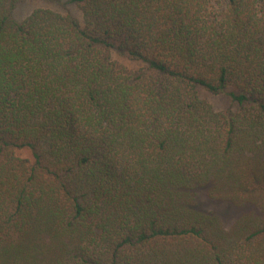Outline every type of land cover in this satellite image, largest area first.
Masks as SVG:
<instances>
[{
	"label": "trees",
	"instance_id": "obj_1",
	"mask_svg": "<svg viewBox=\"0 0 264 264\" xmlns=\"http://www.w3.org/2000/svg\"><path fill=\"white\" fill-rule=\"evenodd\" d=\"M26 1L0 0V264H264V0Z\"/></svg>",
	"mask_w": 264,
	"mask_h": 264
},
{
	"label": "rangeland",
	"instance_id": "obj_2",
	"mask_svg": "<svg viewBox=\"0 0 264 264\" xmlns=\"http://www.w3.org/2000/svg\"><path fill=\"white\" fill-rule=\"evenodd\" d=\"M45 6L42 2L38 0H27L25 3L21 4L19 8L16 10V17L20 20L26 18L35 8ZM224 105L226 101L220 100ZM219 209L222 211H226L223 206L219 205Z\"/></svg>",
	"mask_w": 264,
	"mask_h": 264
}]
</instances>
